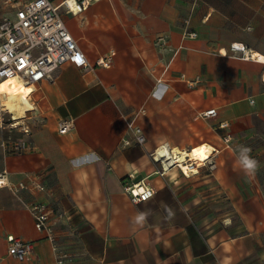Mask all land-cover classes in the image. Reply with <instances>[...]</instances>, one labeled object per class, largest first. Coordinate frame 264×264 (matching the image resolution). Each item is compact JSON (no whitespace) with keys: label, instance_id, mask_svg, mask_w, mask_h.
Listing matches in <instances>:
<instances>
[{"label":"crops","instance_id":"1","mask_svg":"<svg viewBox=\"0 0 264 264\" xmlns=\"http://www.w3.org/2000/svg\"><path fill=\"white\" fill-rule=\"evenodd\" d=\"M63 18L92 66L66 62L33 84L32 150L6 151L0 124V171L12 182L40 175L46 185L19 194L0 187V264H58L33 201L55 208L56 244L71 255L64 264H264V184L243 173L235 151L248 147L242 135L264 111V62L253 53L264 55V0H96ZM234 41L248 45L246 57ZM112 49V65L97 66ZM157 81L168 86L160 101L151 95ZM4 94L0 117L13 113ZM210 108L216 116L202 114ZM225 133L238 141L225 146ZM205 143L210 154L188 175L155 157ZM130 173L152 186L151 198L135 202L125 192ZM138 212H148L143 226L132 222ZM13 237L34 241L32 252L10 254Z\"/></svg>","mask_w":264,"mask_h":264},{"label":"built area","instance_id":"2","mask_svg":"<svg viewBox=\"0 0 264 264\" xmlns=\"http://www.w3.org/2000/svg\"><path fill=\"white\" fill-rule=\"evenodd\" d=\"M94 1L96 0H26L23 2L17 0L18 6L14 15L0 21V81L17 78L28 84H35L52 76V73L66 62H72L82 68L91 67L92 64L85 52L67 27L63 14L83 12ZM185 35L195 37L197 32L186 31ZM231 49L236 54L242 53L240 55L242 57L247 56L248 45L243 41L232 42ZM115 54V50H110L97 59L96 65L110 67ZM182 76L185 77L184 74ZM194 83V80L189 81L190 85ZM0 110L4 111L1 104ZM202 114L206 117L216 116L217 111L216 108H210ZM24 118L30 119V116L25 115ZM0 124L4 132H7L3 142L6 151L22 153L34 148L29 137L31 126L28 122H20L12 114L8 119L5 116L0 117ZM72 124V119L65 121L60 127V132L66 131ZM128 125L136 141L143 143L145 135L141 127L134 120H131ZM227 125L226 121L220 123L222 128ZM223 139L225 146L232 145V134L225 133ZM125 143H130V140L126 139ZM159 153V150H156L155 157ZM160 161L164 170L167 169L164 160L160 159ZM168 163L169 167L177 165L170 164L171 161ZM182 171L184 174H191L185 169ZM39 176L29 175L30 183L26 180L12 182L7 170H1L0 187H8L14 194H19L23 189L45 190L46 185L40 181ZM124 190L135 202L148 200L154 195L152 186L145 179L134 180V173H130L125 180ZM28 207L34 216L36 228L44 232L46 237L54 243L57 263L64 264L70 260L71 255L61 250L56 244V234L51 223V217L55 213L54 206L44 201H33L28 203ZM33 248L34 241L13 237L10 240L9 253L23 258L31 253Z\"/></svg>","mask_w":264,"mask_h":264},{"label":"bare ground","instance_id":"3","mask_svg":"<svg viewBox=\"0 0 264 264\" xmlns=\"http://www.w3.org/2000/svg\"><path fill=\"white\" fill-rule=\"evenodd\" d=\"M253 53L254 56L264 62L263 54L257 51ZM14 79L16 78L3 79L1 80L0 86H2L1 92L5 93L3 101L4 105L8 110L13 112L14 115L18 117L20 113L21 115H23V110H27V108L30 106V103L27 99V95L28 92L32 90L33 84H28V82H25L24 80L20 79L26 86L23 87L24 90L22 92H19V87L21 86V84L20 82L15 83ZM210 151L211 146L205 143L200 146H197L196 148H193L191 151L178 149L170 151L168 149H163L159 151L160 153L157 154V156L160 159H163L168 166V162L171 161L170 164L175 163L179 165L181 169H185L188 173H192L197 170L196 167H194L193 162L205 159L210 154Z\"/></svg>","mask_w":264,"mask_h":264},{"label":"rangeland","instance_id":"4","mask_svg":"<svg viewBox=\"0 0 264 264\" xmlns=\"http://www.w3.org/2000/svg\"><path fill=\"white\" fill-rule=\"evenodd\" d=\"M16 1L17 0H0V21H2L4 18L8 16L14 15L15 9L18 6ZM20 1L23 2L26 0H20ZM19 90H20L19 92H22L24 89L23 87H21ZM12 114L13 113H9V111H6V116H5L6 119L10 118ZM23 114L27 115L28 117L33 113H32V110L31 111L26 110L24 111ZM28 123L30 124V126H32L34 123H36V121H33V119L32 120L30 119ZM242 136L248 148L251 149L250 155L253 158H255L257 161L260 157H262L261 159L264 160V149H263L262 155H260L262 152H259L256 149L259 146H263L264 148V111L256 113L253 116V120L251 121L250 127L247 129L245 133H243ZM232 137H233L232 141L235 143L237 139L234 138V136ZM257 173L261 179V183L264 184V164L259 166Z\"/></svg>","mask_w":264,"mask_h":264},{"label":"clouds","instance_id":"5","mask_svg":"<svg viewBox=\"0 0 264 264\" xmlns=\"http://www.w3.org/2000/svg\"><path fill=\"white\" fill-rule=\"evenodd\" d=\"M167 90L168 86L166 84H164L162 81H157L151 93L152 98L157 101L162 100L167 93ZM235 151L237 153V162L243 173L246 176H254L259 168V162L250 155L251 149L246 146L239 145ZM84 159L87 160L88 157H85ZM172 215L173 213L169 211V216L171 217ZM147 216L148 212H138L133 217L132 222L136 226H143V224L146 222Z\"/></svg>","mask_w":264,"mask_h":264},{"label":"snow or ice","instance_id":"6","mask_svg":"<svg viewBox=\"0 0 264 264\" xmlns=\"http://www.w3.org/2000/svg\"><path fill=\"white\" fill-rule=\"evenodd\" d=\"M77 59H79V58H77ZM0 88H2V86H0ZM30 91V90H29Z\"/></svg>","mask_w":264,"mask_h":264},{"label":"trees","instance_id":"7","mask_svg":"<svg viewBox=\"0 0 264 264\" xmlns=\"http://www.w3.org/2000/svg\"><path fill=\"white\" fill-rule=\"evenodd\" d=\"M5 133H7V132H5Z\"/></svg>","mask_w":264,"mask_h":264}]
</instances>
